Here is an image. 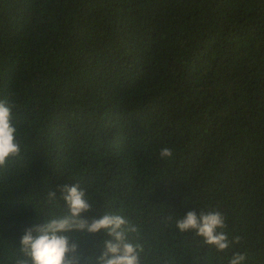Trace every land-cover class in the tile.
Returning a JSON list of instances; mask_svg holds the SVG:
<instances>
[{"label": "trees", "instance_id": "trees-1", "mask_svg": "<svg viewBox=\"0 0 264 264\" xmlns=\"http://www.w3.org/2000/svg\"><path fill=\"white\" fill-rule=\"evenodd\" d=\"M0 100L20 145L0 167V264L67 213L65 184L87 219L135 227L139 264H264V0H0ZM193 208L225 215L229 249L177 230ZM67 235L79 264L109 238Z\"/></svg>", "mask_w": 264, "mask_h": 264}, {"label": "clouds", "instance_id": "clouds-1", "mask_svg": "<svg viewBox=\"0 0 264 264\" xmlns=\"http://www.w3.org/2000/svg\"><path fill=\"white\" fill-rule=\"evenodd\" d=\"M11 120V108L5 101L0 100V167L6 164L10 156L20 152L16 128ZM173 154L171 148L164 146L159 151V158H171ZM48 195L54 198L56 193L51 192ZM60 196L67 213L53 215L42 223H34L25 228L20 238L19 255L15 258V264H79L78 244L67 233H97L101 230L109 238L103 241L104 250L96 257L95 264H139V246L130 242L126 235L136 229L123 216L105 214L99 218L87 219L83 214L92 205L79 184L61 186ZM175 226L180 232H192L195 236L202 237L205 244L219 252L229 249L232 243L224 231L227 227L226 217L220 211L193 208L185 215L178 216ZM245 260L243 253H233L228 264H244Z\"/></svg>", "mask_w": 264, "mask_h": 264}]
</instances>
